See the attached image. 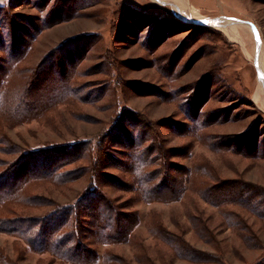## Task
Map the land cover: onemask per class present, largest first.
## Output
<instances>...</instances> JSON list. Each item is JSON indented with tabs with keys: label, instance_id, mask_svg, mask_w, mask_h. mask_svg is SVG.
Returning <instances> with one entry per match:
<instances>
[{
	"label": "rangeland",
	"instance_id": "374dc122",
	"mask_svg": "<svg viewBox=\"0 0 264 264\" xmlns=\"http://www.w3.org/2000/svg\"><path fill=\"white\" fill-rule=\"evenodd\" d=\"M16 94L0 102V264L264 259V0H0V101ZM82 144L61 185L23 160ZM136 147L155 185L185 193L143 195ZM86 198L113 203L125 235L103 241L91 220L76 261L7 230L56 228Z\"/></svg>",
	"mask_w": 264,
	"mask_h": 264
},
{
	"label": "trees",
	"instance_id": "16d2710c",
	"mask_svg": "<svg viewBox=\"0 0 264 264\" xmlns=\"http://www.w3.org/2000/svg\"><path fill=\"white\" fill-rule=\"evenodd\" d=\"M18 98L19 96L18 94H16L10 102L0 101L1 106H4V107L12 106L14 105V102H16ZM126 136L128 137V134H126ZM125 139H128V138H125ZM118 141L120 140H117V142ZM126 145L132 148L134 143L131 141V143L126 144ZM161 147L162 146L150 149V152H153L152 150L157 149L158 152L162 154L163 158L165 159L167 158L166 153L165 151H163ZM61 148L62 149L59 150L60 152L54 151V149L45 150V151H41L39 156H34V157L28 154V155H25L23 160L24 159L28 160V163L32 162L31 167L33 168V170L36 169L35 172L37 173L43 172L45 169L46 171L44 172H46V175H48L46 177H52V179L55 182L60 181L58 184L61 185V182L69 179L68 175H64L63 173H61V171H59L64 161H67V160H62L64 159L65 156H66L65 159L69 158V160L75 157L77 160L79 158L84 161H88L87 154L85 150L83 149V144L74 145V146H61ZM146 153L147 151L141 150L139 147H136L132 150V155H131L133 166H134L132 170L134 174L133 181H137L140 192L143 195H146L149 197H151L150 194H154V195L156 194L154 197L155 199H157L159 195H165L166 196L164 197L165 200L167 199L171 200L170 198H174V197L178 198V194L185 193V189L179 190L180 188L174 185L175 182L173 184L174 189L173 188L170 189L171 185L166 180L165 182L159 183L157 185L154 184V180L156 179H154L152 172H149L147 169L148 163L145 161ZM74 161L75 160H73V162ZM2 165H3V162L0 161V166ZM97 167L99 166L97 165ZM52 168L53 170H51ZM15 173H17L16 176H18L19 173H20V176L21 175L23 176L25 174L22 170L20 171L17 170ZM2 175L3 174L0 175V178L2 177ZM126 185L131 186L130 184H127V183ZM162 186L164 187L162 188ZM159 188H162V189H159ZM190 189H188V191ZM89 198L85 199L87 201L85 205H81V204L79 205L75 203V204L68 205L66 209H62L61 215L59 217L58 216L56 217L57 218L56 221H60L59 224L55 223L56 228H53L51 226L52 222L51 224L46 223L45 225L41 227L39 226V223L37 222L35 223L34 221H31L34 224L27 225V226L25 224L17 225L18 221H9L8 223H5L8 225L7 230L9 232H12L13 234H18V237L20 239H24L26 242V245L31 250H36L40 252L48 251L52 253L54 256L59 257L60 259H67V261H73V260L76 261L75 256L77 254V251L85 246L84 244L79 245V242H83L82 240L84 239V237L89 235L88 230H92V231L95 230L94 226H90L91 220H93V222L96 224V227L100 235V239L103 241L105 240L109 242V241L120 240L121 236L125 235L123 234V231L121 230V225H120L121 219H119L117 214H113V211H114L113 203L107 200V202L104 201L106 202L104 204L102 201L101 205H98L97 207L94 208L95 209L94 211L96 213H93L91 212V210L93 209H90L88 207L92 205V201L94 200L88 201ZM93 199L103 200V196L97 195V198L94 197ZM26 200L28 199L26 198ZM23 202L26 203L25 201H21V202L16 201L15 204H22ZM263 204L264 203L262 202V205ZM104 208L108 210L106 211V213L103 212L104 214L101 217L96 215L97 213L101 211H105ZM75 220H76V223H74ZM19 222H23V221H19ZM206 229L207 228H205L204 230ZM49 230L50 232L46 234V232H48ZM161 234L163 235V237L161 238L164 240H165L164 235L170 236L169 232L164 233V231H162ZM172 241L175 244H177L179 248L181 249L185 248L184 240L182 238H178V236L173 235ZM173 247L174 246L172 245V248ZM192 258L195 261H193V259H190L188 261L192 260V262H199L198 259H200V255H198V259H196L195 257H192ZM200 263H204V260L200 261ZM257 264H264V259H262Z\"/></svg>",
	"mask_w": 264,
	"mask_h": 264
},
{
	"label": "bare ground",
	"instance_id": "6f19581e",
	"mask_svg": "<svg viewBox=\"0 0 264 264\" xmlns=\"http://www.w3.org/2000/svg\"><path fill=\"white\" fill-rule=\"evenodd\" d=\"M180 1H182V2H184V0H180ZM187 3V2H186ZM187 5V4H186ZM188 7V6H187Z\"/></svg>",
	"mask_w": 264,
	"mask_h": 264
}]
</instances>
